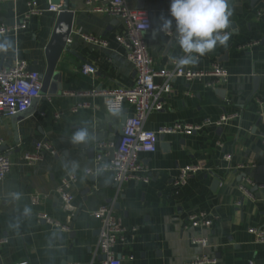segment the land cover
I'll return each instance as SVG.
<instances>
[{"label": "crops", "instance_id": "obj_1", "mask_svg": "<svg viewBox=\"0 0 264 264\" xmlns=\"http://www.w3.org/2000/svg\"><path fill=\"white\" fill-rule=\"evenodd\" d=\"M29 1L0 0V25L21 22ZM36 2L40 15L31 17L25 29L0 36V42L13 41L9 51L0 52V63L11 66L16 59H24L31 69L43 73L45 49L58 14L48 10L50 0ZM101 3L69 0L73 28L57 65L62 90L46 94L52 101L42 98L32 114L20 119L6 117L0 124V152L12 160L11 171L0 181V237L8 240L0 251V264H102L98 248L101 220L91 211L109 204L125 229L114 248L123 264H199L196 260L201 257L216 259L215 264H264V247L254 242L251 231L264 226V118L257 103V98L264 99V15H258L264 0H229L233 15L226 30L230 35L227 46L218 44L197 65H186L208 70L218 64L228 72L227 81L209 87L207 80L187 83L179 78L173 92L165 96L163 109L151 112L145 122L154 131L176 124L201 127L190 134H160L157 151L140 155L150 181H128L120 192L112 171L91 175L84 171L94 167L98 143L121 136L123 111H108L100 96L63 93L134 83L133 64L117 39L125 31L124 24L94 12ZM128 4L146 10L151 17L153 28L145 37L155 66L172 67L184 53L176 40L156 33L161 16L173 19L171 0H128ZM172 30L176 32L174 19ZM83 34L108 44L91 43ZM86 62L96 63L97 73L84 74L81 66ZM255 77L260 78L257 90ZM81 102L90 106L73 112ZM124 110L128 116L133 113L130 105ZM56 112L61 113L59 118H55ZM224 113L237 117L224 125H204L207 119L216 120ZM81 128H87L93 139L72 144L73 133ZM37 141H49L55 153L45 151L40 161L30 165L22 157L35 151ZM188 164L200 165L204 171L185 185L174 186L179 169ZM73 172L81 174L69 189L76 204L69 223L74 227L60 232L40 215L67 222L56 190L61 179ZM36 194L43 197L37 204L32 200ZM26 207L31 209L27 214ZM196 211L213 215V228L192 227L188 219ZM200 236L209 237L207 246L193 243Z\"/></svg>", "mask_w": 264, "mask_h": 264}, {"label": "built area", "instance_id": "obj_2", "mask_svg": "<svg viewBox=\"0 0 264 264\" xmlns=\"http://www.w3.org/2000/svg\"><path fill=\"white\" fill-rule=\"evenodd\" d=\"M102 3L93 8L94 12L105 13L124 24L125 31L117 34V39L126 49L128 59L133 64L135 70V80L130 87H118L114 89L94 88L89 90H66L64 95L77 97H103L104 105L108 111L122 112L127 105L133 109V113L128 116L123 127V134L118 140L111 139L98 143L100 152L97 154L94 167L86 169L84 174H98L101 172L112 171L117 185L118 192L123 185L131 180L148 183L150 177L141 164L140 155L142 153H155L158 149L160 134L166 133H186L190 134L201 126L189 124H176L173 127H162L159 131H154L145 127V122L153 111H160L164 107L165 96L171 94L174 89V81L181 78L187 83L199 80H207L209 87L222 84L227 81L228 72L218 64H214L208 70H194L186 65L178 66L177 60L173 61L170 68H157L154 59L148 51L146 33L152 30L153 23L146 10L132 8L128 0H101ZM91 3V1H88ZM28 11L23 15L21 22L9 26L0 25V36L8 33H17L25 29L31 17L40 15L41 9L36 0H30ZM49 11L59 14L63 11L60 4L49 2ZM170 13V12H169ZM258 15H264V9L258 11ZM164 33V32H163ZM170 39L177 41V33L171 30L165 33ZM83 38L91 43L107 46L105 39L94 35L83 34ZM178 42V41H177ZM183 52V51H182ZM185 55V54H184ZM84 74L93 75L97 73L96 63L86 62L81 66ZM42 79L41 73L30 68L29 62L24 59H16L11 66L0 63V124L6 117H13L18 113L29 110L34 103L42 98L52 101L49 95L41 94ZM259 114L264 118V99L257 98ZM89 102H81L72 108L78 111L80 108H87ZM44 115L43 111L39 112ZM60 112L55 113V118H59ZM237 117L236 114H222L218 119H207L204 125L216 124L224 125L230 123ZM1 145V141H0ZM45 151L55 153L49 141H37L35 151L27 152L22 159L30 165L36 164L43 158ZM231 159V155L226 156ZM12 168L10 156L0 152V181L5 179ZM204 171V168L197 164H188L179 169V174L174 180V186L180 187L194 175ZM81 174L71 173L63 177L56 190L62 202V208L67 213V222L49 219L46 215L40 218L46 219L55 229L60 232L70 230L72 214L76 210L75 199L69 191L71 185L79 179ZM247 192V190L245 189ZM42 196L34 195V203H40ZM91 215L101 220V228L98 238V248L104 257L102 264H123L117 256L114 248L125 229L121 226L118 217L115 215L113 205H102L98 209L91 211ZM189 224L200 229H211L215 224L213 215L205 211H196L189 215ZM254 233V242L264 247V226L251 228ZM8 242L7 238L0 237V251ZM193 243L202 246L209 244L208 236L194 238ZM199 264L213 263L216 259L201 257L196 260ZM18 264H28L22 261ZM251 264H253L251 262Z\"/></svg>", "mask_w": 264, "mask_h": 264}, {"label": "clouds", "instance_id": "obj_3", "mask_svg": "<svg viewBox=\"0 0 264 264\" xmlns=\"http://www.w3.org/2000/svg\"><path fill=\"white\" fill-rule=\"evenodd\" d=\"M171 17L175 21V30L179 47L185 54L177 60L178 66L199 63V58L215 50L217 45L227 46L233 11L229 0H171ZM173 19L160 17L161 23L156 33H167L173 29ZM11 39L0 42V52H7L12 48ZM90 139L87 128H81L73 133L72 144H86ZM19 199V194L16 195ZM25 213L31 211L24 209Z\"/></svg>", "mask_w": 264, "mask_h": 264}, {"label": "water", "instance_id": "obj_4", "mask_svg": "<svg viewBox=\"0 0 264 264\" xmlns=\"http://www.w3.org/2000/svg\"><path fill=\"white\" fill-rule=\"evenodd\" d=\"M56 4H60L63 8L57 15L55 28L53 30L52 37L46 46L45 53L47 59V67L46 70L41 73L42 79V89L41 94H58L62 90V75L60 71L57 70L58 62L61 58L63 52L67 49L68 39L72 33L73 21H74V12L70 9L69 0H64L63 4H61L60 0H53ZM173 39H171V42ZM259 77H255V90L258 89L259 86ZM36 103L27 111L18 113L13 116L16 119L23 118L26 115H30L34 111ZM128 118L126 110H123V119L121 123V135L123 134V127ZM164 135H161L163 138ZM220 179L216 178L215 183L219 184ZM73 224L70 226V230L73 231ZM104 257L102 256V259Z\"/></svg>", "mask_w": 264, "mask_h": 264}]
</instances>
